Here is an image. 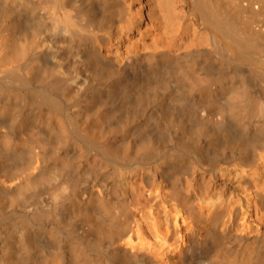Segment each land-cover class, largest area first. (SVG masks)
<instances>
[{"label":"bare ground","instance_id":"1","mask_svg":"<svg viewBox=\"0 0 264 264\" xmlns=\"http://www.w3.org/2000/svg\"><path fill=\"white\" fill-rule=\"evenodd\" d=\"M0 264H264V0H0Z\"/></svg>","mask_w":264,"mask_h":264}]
</instances>
